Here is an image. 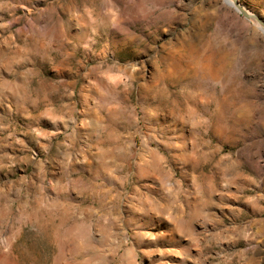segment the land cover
<instances>
[{"label":"rangeland","instance_id":"374dc122","mask_svg":"<svg viewBox=\"0 0 264 264\" xmlns=\"http://www.w3.org/2000/svg\"><path fill=\"white\" fill-rule=\"evenodd\" d=\"M228 1L0 0V264H264V32Z\"/></svg>","mask_w":264,"mask_h":264},{"label":"water","instance_id":"95a60500","mask_svg":"<svg viewBox=\"0 0 264 264\" xmlns=\"http://www.w3.org/2000/svg\"><path fill=\"white\" fill-rule=\"evenodd\" d=\"M233 5L235 6V8L246 18V19H254L257 23H259L262 27H264V23L262 21H260L256 16L251 15L249 13H247V11L241 6L239 5L236 0H232Z\"/></svg>","mask_w":264,"mask_h":264},{"label":"snow or ice","instance_id":"6c2138e0","mask_svg":"<svg viewBox=\"0 0 264 264\" xmlns=\"http://www.w3.org/2000/svg\"><path fill=\"white\" fill-rule=\"evenodd\" d=\"M231 2H232V0H229V3H231ZM182 3L187 4L188 0H182ZM181 10H183V9H181ZM261 31L264 32V27H262Z\"/></svg>","mask_w":264,"mask_h":264},{"label":"bare ground","instance_id":"6f19581e","mask_svg":"<svg viewBox=\"0 0 264 264\" xmlns=\"http://www.w3.org/2000/svg\"><path fill=\"white\" fill-rule=\"evenodd\" d=\"M232 3V2H231ZM231 3H229V1L227 2V4L229 5V6H231L232 7V5H233V3L231 4ZM234 6V5H233ZM258 27V26H257ZM262 29V28H261Z\"/></svg>","mask_w":264,"mask_h":264}]
</instances>
